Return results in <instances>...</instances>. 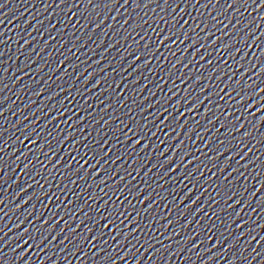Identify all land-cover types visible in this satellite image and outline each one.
Returning <instances> with one entry per match:
<instances>
[{
	"label": "water",
	"instance_id": "1",
	"mask_svg": "<svg viewBox=\"0 0 264 264\" xmlns=\"http://www.w3.org/2000/svg\"><path fill=\"white\" fill-rule=\"evenodd\" d=\"M261 5L0 0V264H264Z\"/></svg>",
	"mask_w": 264,
	"mask_h": 264
},
{
	"label": "snow or ice",
	"instance_id": "2",
	"mask_svg": "<svg viewBox=\"0 0 264 264\" xmlns=\"http://www.w3.org/2000/svg\"><path fill=\"white\" fill-rule=\"evenodd\" d=\"M233 2H235V0H233ZM229 6H231V5H229ZM261 6H264V5H261ZM165 39H168V37H165ZM227 163V162H226Z\"/></svg>",
	"mask_w": 264,
	"mask_h": 264
}]
</instances>
